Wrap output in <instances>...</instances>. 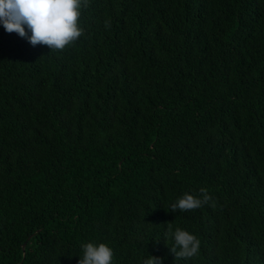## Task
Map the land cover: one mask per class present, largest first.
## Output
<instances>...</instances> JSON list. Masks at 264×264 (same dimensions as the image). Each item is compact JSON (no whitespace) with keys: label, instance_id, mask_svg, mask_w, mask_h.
Listing matches in <instances>:
<instances>
[{"label":"trees","instance_id":"16d2710c","mask_svg":"<svg viewBox=\"0 0 264 264\" xmlns=\"http://www.w3.org/2000/svg\"><path fill=\"white\" fill-rule=\"evenodd\" d=\"M79 23L55 52L0 24V264H78L88 242L264 264V0H89Z\"/></svg>","mask_w":264,"mask_h":264},{"label":"clouds","instance_id":"9594fccd","mask_svg":"<svg viewBox=\"0 0 264 264\" xmlns=\"http://www.w3.org/2000/svg\"><path fill=\"white\" fill-rule=\"evenodd\" d=\"M88 7L89 0H0V24L7 33H16L33 47L63 51L84 35L79 21L82 10ZM105 25L110 26V22ZM211 200L207 189L201 188L199 196L184 193L171 204V209L195 210ZM167 225L166 236L174 240L170 252L175 259H191L199 253L200 240L195 235L179 227L173 231L171 223ZM82 252L78 264H113V249L105 243H84ZM143 264H163V260L148 255Z\"/></svg>","mask_w":264,"mask_h":264},{"label":"water","instance_id":"95a60500","mask_svg":"<svg viewBox=\"0 0 264 264\" xmlns=\"http://www.w3.org/2000/svg\"><path fill=\"white\" fill-rule=\"evenodd\" d=\"M25 246V245H24Z\"/></svg>","mask_w":264,"mask_h":264}]
</instances>
